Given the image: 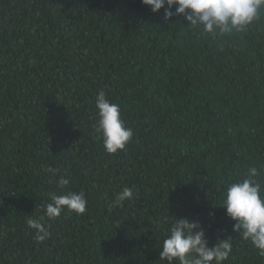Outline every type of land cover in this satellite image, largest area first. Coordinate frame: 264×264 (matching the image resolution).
<instances>
[{"label": "trees", "instance_id": "obj_1", "mask_svg": "<svg viewBox=\"0 0 264 264\" xmlns=\"http://www.w3.org/2000/svg\"><path fill=\"white\" fill-rule=\"evenodd\" d=\"M187 24L141 0H0V264H167L180 217L231 237L224 264H264L219 206L250 166L264 189V12L221 38ZM100 91L134 132L116 154L95 132ZM68 191L87 211L48 220V193ZM42 216L38 243L26 221Z\"/></svg>", "mask_w": 264, "mask_h": 264}, {"label": "clouds", "instance_id": "obj_2", "mask_svg": "<svg viewBox=\"0 0 264 264\" xmlns=\"http://www.w3.org/2000/svg\"><path fill=\"white\" fill-rule=\"evenodd\" d=\"M153 13L164 11V19L171 21L173 16L185 19L187 27L201 35L221 38L233 32H245L264 12V0H141ZM98 120L95 132L102 138L103 147L109 154H116L126 148L132 139L133 129L127 127L122 111L113 103L105 91L95 98ZM49 173L56 176L58 169L49 167ZM258 168L250 166L244 178L230 183L219 205L235 223L233 231L246 241H250L264 256V189L258 182ZM63 190L70 180L61 176L56 181ZM176 186L172 187L175 188ZM133 190L125 187L114 200V205H122L133 199ZM50 202L46 205L45 216L54 220L67 209L68 212L82 215L87 211L88 200L83 191H68L65 194L48 193ZM214 215V213H210ZM40 219L29 218L27 226L35 231L37 242L51 237L49 226ZM231 237L217 238L212 244L203 224L188 217L177 218L163 240L159 259L173 264H224L232 253Z\"/></svg>", "mask_w": 264, "mask_h": 264}]
</instances>
